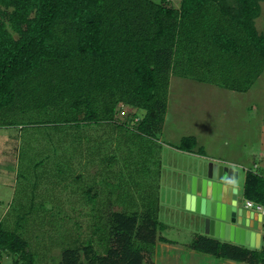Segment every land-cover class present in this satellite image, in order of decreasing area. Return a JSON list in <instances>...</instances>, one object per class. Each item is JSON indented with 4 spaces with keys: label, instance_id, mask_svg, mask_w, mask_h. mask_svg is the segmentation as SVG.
<instances>
[{
    "label": "trees",
    "instance_id": "1",
    "mask_svg": "<svg viewBox=\"0 0 264 264\" xmlns=\"http://www.w3.org/2000/svg\"><path fill=\"white\" fill-rule=\"evenodd\" d=\"M263 2L181 0L175 7L168 0H0V127H18L21 133L29 126L71 131L66 152H84L87 162L96 150L93 167L108 155L109 146L102 151L108 141L123 145L120 140H126L129 149L138 138L157 142L168 111L171 78L190 76L187 66L220 73L212 83L240 93L249 92L262 76L264 33L256 21ZM121 106L135 111L124 123ZM196 147L195 137L174 146L188 153ZM108 158L107 169L95 172L106 178L105 184L114 185L125 174L149 175L148 166L141 174L108 170L126 156ZM83 177L73 175L78 188L67 192L94 203L97 182L86 190L79 187ZM57 180L72 185L67 178ZM115 190L123 194L121 188ZM244 197L264 207L263 174L247 171ZM117 199L112 197L109 206L84 210L94 218L85 239L57 230L62 259L54 264H153L157 235L166 228L159 220L160 196L133 211L125 208L124 197ZM117 206L121 209L115 210ZM32 208V213H39L38 207ZM19 220L20 226L24 217ZM188 247L223 261L264 264V247L252 249L201 234ZM4 252L14 255L13 264H35L28 241L0 222V264Z\"/></svg>",
    "mask_w": 264,
    "mask_h": 264
},
{
    "label": "rangeland",
    "instance_id": "2",
    "mask_svg": "<svg viewBox=\"0 0 264 264\" xmlns=\"http://www.w3.org/2000/svg\"><path fill=\"white\" fill-rule=\"evenodd\" d=\"M168 1L175 7H179L181 3V0ZM256 23L258 30L264 33V2L262 14ZM187 67L190 76L172 77L166 120L157 142L147 143V140L140 141L138 138L136 143L133 140L129 149L126 147V140H120L123 145L108 141L102 149L108 151L109 146L108 155L117 156L120 153L126 156L123 161H116L117 165L112 163L110 169L108 166V170L117 172L120 169L126 173L136 170L141 174L148 166L150 170L148 169L147 176L144 173L138 176L123 174V177L114 180V185L105 184L106 178L99 177L95 172L98 170L102 173L107 169L104 164H110L108 155L100 157L104 160L93 167L92 163L97 160L96 150L90 153L87 162V154L84 152H76L71 148L70 152H66L67 144L71 147L72 140L68 135L71 131H46L44 127L29 126L20 130L23 133L21 138L18 136V127H0V133H16L15 137L9 139L13 143L8 144L0 139V155L6 157L5 160L13 166L16 163L15 174L20 175L17 179L14 171L8 176L0 172V222L6 228L19 232L28 241L35 264L60 262L62 246L58 231L61 234L71 232L81 235L83 239L88 236L90 223L94 218L88 217L85 211H91L96 205L104 206L105 203L109 206L112 197L116 200L124 197L122 203L128 211L140 207L143 209L145 202L157 195L160 196L159 220L166 225L167 230L165 228L157 235L153 264H239L219 260L188 247L194 235L203 231V224H197L199 214L194 218L191 216L194 214L188 211V192L186 195L184 192L196 175H205L202 171L206 165L237 169L240 173V197L243 196L248 170L264 175V158L260 157L261 152H264V73L249 92L240 93L214 85L212 81L220 78V73H213L209 69L201 72L195 67ZM118 111L122 123L129 121L134 113L127 106L119 107ZM137 113L139 116L144 115L143 111ZM186 137L197 139L194 153L186 154L174 149ZM149 144L150 147L147 146ZM113 150H117V154ZM199 151H202L201 156ZM70 153L72 154L69 155ZM125 162L129 164L127 168L124 167ZM82 173L84 177L80 180L79 187L87 190L97 182L96 191L99 194L97 193L98 198L94 199V203L89 204L83 196H71L67 192L68 189L78 188L74 185L72 176ZM62 177L67 178L72 185L57 180ZM155 186L157 187L154 189ZM115 187L121 188L123 194H118ZM130 191L132 196L128 195ZM243 203L245 205L246 200ZM257 205L254 202L251 209L257 211ZM33 206L38 207V214L32 213ZM88 206L91 208H85ZM120 209L119 206L115 207V210ZM199 216L201 220L204 219L202 215ZM21 217L24 220L19 226ZM160 236L176 244L165 243ZM252 249L259 250L261 247ZM13 263L14 255L4 252L3 264Z\"/></svg>",
    "mask_w": 264,
    "mask_h": 264
},
{
    "label": "water",
    "instance_id": "3",
    "mask_svg": "<svg viewBox=\"0 0 264 264\" xmlns=\"http://www.w3.org/2000/svg\"><path fill=\"white\" fill-rule=\"evenodd\" d=\"M203 173L189 184L187 209L205 217V231L211 237L259 249L261 234L257 232L262 225L252 215L261 221L263 215L239 205V171L210 166Z\"/></svg>",
    "mask_w": 264,
    "mask_h": 264
},
{
    "label": "crops",
    "instance_id": "4",
    "mask_svg": "<svg viewBox=\"0 0 264 264\" xmlns=\"http://www.w3.org/2000/svg\"><path fill=\"white\" fill-rule=\"evenodd\" d=\"M173 77V76H172ZM171 81H172V78H171ZM170 87H171V84H170ZM168 102H169V98H168ZM128 108V107H127ZM135 112V111H134ZM15 134L16 133H12V132H10V131H3L2 133H0V139H1V141H3V142H7L8 144L9 143H13L12 142V140H10V142H9V139L12 137V136H14L15 137ZM21 136V138H22V133H20L19 131H18V136ZM156 148L158 149V146L156 145ZM174 149H176V148H174ZM178 152H181V153H188V152H185V151H180V150H178V149H176ZM264 150V149H263ZM7 152H5V154H6ZM194 153V152H193ZM199 154V153H198ZM195 155V154H194ZM202 154H200V156H201ZM203 157H205L206 159H207V156L206 155H204ZM260 157H261V159H263L264 158V152H261V155H260ZM5 158L6 157H3V156H1L0 155V168L2 169L3 168V171H0L1 172V174L3 173V175L4 176H8V175H11L12 173H13V171H14V176H17L16 174H15V171H16V169H17V164L16 163H14V166H13V164H11V163H9V162H7L6 160H5ZM161 160V159H160ZM9 164L11 165V167L9 168ZM231 164V163H230ZM215 165V164H214ZM207 167L205 168V170L207 169V168H210V166L209 165H206ZM7 167V168H6ZM213 167V166H212ZM215 167H219V165H216ZM225 167V166H224ZM6 168V170L4 171V169ZM214 168V167H213ZM231 168H233L234 169V167H231ZM8 169V170H7ZM161 172H162V167H161ZM203 172V171H202ZM6 174V175H5ZM196 176H199V175H196ZM201 176V175H200ZM3 177V176H2ZM202 177V176H201ZM239 183H240V173H239ZM245 183V182H244ZM243 191H244V188H243ZM187 192H188V190L186 191V192H184L185 193V195L187 194ZM240 192H239V189H238V197H239V199H238V201H239V205H241V207H245V208H247L246 207V204L244 205V203H243V201H245L246 199H245V197H244V192H243V196H241L240 197V194H239ZM1 199V198H0ZM0 203L2 204V201L0 200ZM251 209V208H250ZM190 213H193L194 215H191L192 217H194V216H197L198 214L197 213H195V212H193V211H191V210H188ZM251 211L252 212H257V211H255L254 209H251ZM262 214V213H261ZM263 215V214H262ZM253 216V218L255 217L258 221H260V224L262 225V229L261 230H258V232L257 233H260L261 234V246L260 247H262V242H263V240H264V215H263V219H262V221L260 220V217L259 216H257L256 214L255 215H252ZM195 218V217H194ZM203 218H205V217H203ZM195 222H197V221H195ZM197 224L199 225V226H201V224H203L202 225V228H203V231L202 232H200V233H197V234H201V235H205V236H210V235H208V234H206V231H205V222H204V219L203 220H201L200 219V216L198 215V222H197ZM256 225H258L257 223H255ZM166 230H167V228H166ZM195 236V235H194ZM211 237V236H210ZM194 238V237H193ZM213 238H216V237H213ZM216 239H218V240H220V241H222V242H229V243H231V244H237L236 242H234V241H226L225 239H222V238H216ZM239 245V244H238ZM244 246V245H243ZM247 247V246H246ZM249 248H251V247H249ZM198 254V253H197ZM228 262H231V263H233L232 261H228Z\"/></svg>",
    "mask_w": 264,
    "mask_h": 264
},
{
    "label": "built area",
    "instance_id": "5",
    "mask_svg": "<svg viewBox=\"0 0 264 264\" xmlns=\"http://www.w3.org/2000/svg\"><path fill=\"white\" fill-rule=\"evenodd\" d=\"M253 205H254V202H253V201H251V200H246V207H247L248 209L252 208ZM257 212L262 213V214L264 215V207L258 204V205H257Z\"/></svg>",
    "mask_w": 264,
    "mask_h": 264
}]
</instances>
